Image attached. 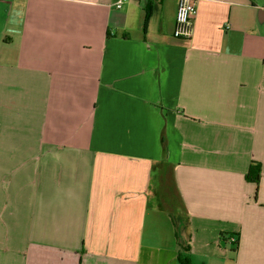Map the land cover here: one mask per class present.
I'll list each match as a JSON object with an SVG mask.
<instances>
[{"label": "crops", "instance_id": "obj_1", "mask_svg": "<svg viewBox=\"0 0 264 264\" xmlns=\"http://www.w3.org/2000/svg\"><path fill=\"white\" fill-rule=\"evenodd\" d=\"M117 1L0 0V264H264V0Z\"/></svg>", "mask_w": 264, "mask_h": 264}, {"label": "built area", "instance_id": "obj_2", "mask_svg": "<svg viewBox=\"0 0 264 264\" xmlns=\"http://www.w3.org/2000/svg\"><path fill=\"white\" fill-rule=\"evenodd\" d=\"M126 1L129 0H118L115 3L116 8H122ZM197 1L198 0H178L176 25L174 30V36L176 38L192 37L194 18L197 12ZM229 241L232 244H236L238 239L233 236L229 238Z\"/></svg>", "mask_w": 264, "mask_h": 264}, {"label": "trees", "instance_id": "obj_3", "mask_svg": "<svg viewBox=\"0 0 264 264\" xmlns=\"http://www.w3.org/2000/svg\"><path fill=\"white\" fill-rule=\"evenodd\" d=\"M150 16V12L147 13V18ZM261 173H262V166L260 163L258 162H255L253 161L249 167V170L246 174V180L249 181V182H253V183H256L257 186L259 185L260 183V180H261ZM258 190V189H257ZM237 237V236H235ZM238 239V237H237ZM236 246L239 245V239L238 241L236 242V244H234ZM181 264H189V262L186 260V259H182L180 258L179 259Z\"/></svg>", "mask_w": 264, "mask_h": 264}, {"label": "rangeland", "instance_id": "obj_4", "mask_svg": "<svg viewBox=\"0 0 264 264\" xmlns=\"http://www.w3.org/2000/svg\"><path fill=\"white\" fill-rule=\"evenodd\" d=\"M178 206V205H177Z\"/></svg>", "mask_w": 264, "mask_h": 264}]
</instances>
